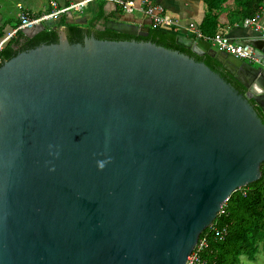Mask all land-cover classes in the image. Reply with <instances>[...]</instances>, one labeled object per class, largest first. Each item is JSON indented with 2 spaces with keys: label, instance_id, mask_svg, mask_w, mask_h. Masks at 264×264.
Instances as JSON below:
<instances>
[{
  "label": "water",
  "instance_id": "1",
  "mask_svg": "<svg viewBox=\"0 0 264 264\" xmlns=\"http://www.w3.org/2000/svg\"><path fill=\"white\" fill-rule=\"evenodd\" d=\"M62 15L22 31L56 30L57 42L0 64V264H187L231 194L262 177L264 37L239 41L255 48L249 62L177 36L240 91L152 41L71 42Z\"/></svg>",
  "mask_w": 264,
  "mask_h": 264
},
{
  "label": "trees",
  "instance_id": "2",
  "mask_svg": "<svg viewBox=\"0 0 264 264\" xmlns=\"http://www.w3.org/2000/svg\"><path fill=\"white\" fill-rule=\"evenodd\" d=\"M222 2L224 0H221ZM240 2L244 5L249 3L245 16L250 18L259 11L262 0H242ZM212 3H209L210 8L216 9L217 5ZM103 17L104 13L101 12L95 16L94 20ZM210 18L211 16L208 17L206 24L209 23ZM93 24V27L89 29H84L79 24H68L70 41L83 42L84 36L93 31L99 39L152 41L172 49H178L194 56L199 61H204L212 69L220 72L227 81L240 91H245L243 84L218 60L209 55H197L187 47L178 44L176 41L178 32L173 31V29L150 26L148 36H133L106 28V21L102 24L103 28H96V25ZM57 41L58 32L52 29L41 31L33 38H25L23 33L19 32L16 37L6 42L0 51L1 63L22 50L36 47L42 43ZM262 171L263 174L259 180L237 189L225 202V211L217 217V223L221 227H226L227 232L223 237H217L214 233H210L209 246L203 254L207 264H242V256H246L249 260H255L260 247L264 253V163L262 164ZM207 231H209V227L202 232L201 236Z\"/></svg>",
  "mask_w": 264,
  "mask_h": 264
},
{
  "label": "crops",
  "instance_id": "3",
  "mask_svg": "<svg viewBox=\"0 0 264 264\" xmlns=\"http://www.w3.org/2000/svg\"><path fill=\"white\" fill-rule=\"evenodd\" d=\"M79 1L82 0H45V3L40 0H27V8L25 9L24 3H20L19 10L21 6L32 15L37 16L51 12L54 9L52 5L53 2H56L57 7L62 9ZM240 1L242 0H224L222 3L221 0H149V3L160 4L166 11L182 19L181 24L183 27L178 32V35L187 38L191 36L195 37L193 33L186 28V23L194 21L204 34L213 35L217 31H222L234 41L239 42L242 39H248L256 36V34H260L256 29V25H259L260 29H264V0H262L259 11L250 18L249 16H245L247 12L246 8L249 6V3H245L244 5V3ZM209 3L216 4L217 8H210ZM137 11L143 13L142 11ZM101 12L104 13V17L94 20L95 16L99 15ZM79 13L80 14H74V11L64 13L61 18L63 20V22L61 20L63 23L62 25L66 27L71 20L77 18L83 19L86 17L88 23L79 24L83 28H91L93 27V23V25H101L105 21L111 19L131 20V22L134 20L136 23H141L143 26H153L149 17L142 15L139 19L134 18V11L126 12L118 5L106 0H88L83 10L79 11ZM19 14L17 17V24L11 26L3 22V15L0 11V40H2L9 31L19 25ZM209 16H211V18L209 23L206 24ZM247 20L253 23L245 25Z\"/></svg>",
  "mask_w": 264,
  "mask_h": 264
},
{
  "label": "built area",
  "instance_id": "4",
  "mask_svg": "<svg viewBox=\"0 0 264 264\" xmlns=\"http://www.w3.org/2000/svg\"><path fill=\"white\" fill-rule=\"evenodd\" d=\"M88 0H82L76 3H72L70 6L65 8H58L56 2H53L52 5L54 9L43 15H32L29 11L24 10L21 6L19 14L20 24L13 28L7 33V35L0 40V51L3 49L5 43L10 39L17 36L19 32H22L25 28H33L41 21L56 17L59 14H64L68 11L76 10L82 11ZM118 5L122 10L126 12H133L135 10L142 11L150 19L153 26L164 28V29H173V31L179 32L183 25L181 24L182 19L169 13L164 9L160 4H151L149 0H106ZM253 23L250 20H247L245 25ZM186 28L193 33L195 37L204 38L207 41L212 42L216 45L219 50L224 53L232 54L238 58L249 62H256L258 59L255 56V48L251 44H242L234 41L228 35L222 31H217L213 35L204 34L200 27L194 22L190 21L186 23ZM257 31L262 37H264V29H260L259 25H256ZM0 58V64H1ZM225 204L222 206L219 215L224 213ZM218 215V216H219ZM226 227H221L217 223V219L209 227V231L204 233L203 236H200L199 241L195 248L193 249L191 255L188 257L187 264H207L206 259L203 254L209 246V235L214 233L217 237H223L226 235Z\"/></svg>",
  "mask_w": 264,
  "mask_h": 264
},
{
  "label": "rangeland",
  "instance_id": "5",
  "mask_svg": "<svg viewBox=\"0 0 264 264\" xmlns=\"http://www.w3.org/2000/svg\"><path fill=\"white\" fill-rule=\"evenodd\" d=\"M41 2L45 3V0H40ZM20 3H24L25 9L28 6L27 0H0V11L3 15V22L7 25L14 26L17 24V17L21 9L19 10ZM38 4V3H36ZM35 8V7H34ZM24 9V10H25ZM74 11V14H80L79 11ZM147 16L144 13H140L137 10L134 11V18H141V16ZM148 17V16H147ZM127 22H131L127 21ZM132 22L136 23L134 20ZM242 264H264V253L262 248L260 247L255 260H249L246 256H242Z\"/></svg>",
  "mask_w": 264,
  "mask_h": 264
},
{
  "label": "flooded vegetation",
  "instance_id": "6",
  "mask_svg": "<svg viewBox=\"0 0 264 264\" xmlns=\"http://www.w3.org/2000/svg\"><path fill=\"white\" fill-rule=\"evenodd\" d=\"M96 26L99 27V28H103V25H102V24H101V25L98 24V25H96ZM92 33L94 34V31H93ZM92 33H91V34H92ZM260 113H261V112H260ZM263 119H264V116H263Z\"/></svg>",
  "mask_w": 264,
  "mask_h": 264
},
{
  "label": "bare ground",
  "instance_id": "7",
  "mask_svg": "<svg viewBox=\"0 0 264 264\" xmlns=\"http://www.w3.org/2000/svg\"><path fill=\"white\" fill-rule=\"evenodd\" d=\"M224 67V66H223Z\"/></svg>",
  "mask_w": 264,
  "mask_h": 264
}]
</instances>
